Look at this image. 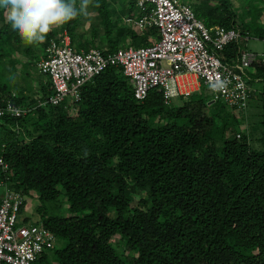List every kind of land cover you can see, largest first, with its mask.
Returning <instances> with one entry per match:
<instances>
[{
    "label": "trees",
    "instance_id": "obj_1",
    "mask_svg": "<svg viewBox=\"0 0 264 264\" xmlns=\"http://www.w3.org/2000/svg\"><path fill=\"white\" fill-rule=\"evenodd\" d=\"M260 1L250 0V6ZM92 7L107 47L96 30L89 41L76 37L88 13L64 24L61 34L51 30L45 50L65 32L76 52L113 53L149 46L158 37L156 28L143 37L123 23L122 17L142 15L137 0H94ZM196 11L208 27L238 28L264 42L259 9L255 24L242 27L233 0L196 5ZM0 22L2 61L17 39L1 9ZM248 42L231 44L218 56L232 65ZM247 74L249 86L264 82L261 58ZM203 88L170 105L158 89L140 101L122 69L110 67L82 87L75 104L37 107L53 94L49 81L36 98L15 92L18 105L35 109L21 119H1L0 157L10 169L0 178L25 196L36 192L43 224L65 242L36 264H53L51 257L56 264H264V150L250 146L240 112L227 113V105L207 100ZM11 90L0 82V99L11 98ZM256 96L264 101V88L251 89L249 99ZM62 196L70 215L45 218L46 203Z\"/></svg>",
    "mask_w": 264,
    "mask_h": 264
},
{
    "label": "built area",
    "instance_id": "obj_2",
    "mask_svg": "<svg viewBox=\"0 0 264 264\" xmlns=\"http://www.w3.org/2000/svg\"><path fill=\"white\" fill-rule=\"evenodd\" d=\"M137 6L142 15L123 20L141 33L156 28L158 37L149 46H130L113 53L96 48L76 52L66 32L59 40H50L38 69L51 82L53 94L38 100L37 107L75 104L81 99L82 87L108 68L117 67L122 69L140 101L151 90L158 89L164 102L170 105L178 98L191 97L205 85L210 89L212 102H222L239 112L247 110L250 100L247 71L257 58L264 63V51L242 52L232 65L224 64L218 52L231 44L248 42L252 36L243 35L238 28L206 26L184 0H137ZM218 82L225 87L214 90L213 85ZM16 97L13 92L11 98L0 99V119H21L35 109L18 105ZM16 131L22 132L19 126ZM9 169L10 165L0 157L2 175ZM25 203L26 196L11 190L0 178V264H36L58 240L43 222L28 224L21 219Z\"/></svg>",
    "mask_w": 264,
    "mask_h": 264
},
{
    "label": "rangeland",
    "instance_id": "obj_3",
    "mask_svg": "<svg viewBox=\"0 0 264 264\" xmlns=\"http://www.w3.org/2000/svg\"><path fill=\"white\" fill-rule=\"evenodd\" d=\"M260 2V4H257L255 6L256 8H253L250 6V0H233L234 6L238 9L239 12L237 27H242V24L244 25L250 22L251 23L248 25L255 24L253 20L258 18V14L260 15L261 11L262 18L260 19V22L262 24V28H264V0H261ZM93 3L94 0H92V3L88 8V16L83 20L81 27L76 31L75 35L77 38L82 36L83 41H89L91 39L93 30H96L100 33L101 40L104 44L103 46L107 47V40L105 37L104 29L102 26H100L97 13L92 9ZM184 3L189 4L193 8V10L197 12L196 5L198 7H201V5L203 4V6L205 7V4L208 3L210 4V6H217L218 0H184ZM257 9H259L260 11H255ZM215 16H218V14H216ZM123 18L124 17H122V21L124 24H126L127 26H133L132 24L124 22ZM1 25L2 24H0V26ZM62 27L63 25L55 27L52 29V31L59 32L61 34ZM131 28L133 29V27ZM142 36L147 37L148 32L142 33ZM16 39L17 42L14 43L15 46H13V50L10 51L8 54H4L3 60L0 61V82L7 84L9 89H12V92H17L18 90L23 89L29 95H31L32 98H36L40 95L41 83L44 82L45 78L46 80H48V78L42 75L38 69V64L41 60H43V56H45L44 44L46 43V40L43 44L26 45L15 31L14 40ZM151 39L152 42L155 40V38ZM129 42L130 40L126 39L124 43L129 44ZM245 47L246 50L249 52H252L254 54H261L264 50V42L259 38H252L251 40H249L247 46ZM27 50H30L32 52L31 56L35 57L33 58L26 56ZM202 86H204L203 96L207 100L211 101L212 96L209 87L205 85ZM252 88L254 90L259 88L263 89L264 82H260L256 85H253ZM261 99L262 98H259L258 96H256L255 98L253 97L249 100L247 110L240 112V121L242 123L240 129L244 133H247L249 135L250 146L252 147V149L257 151L264 150V101ZM226 108L228 113L232 107L227 105ZM30 122V120L27 121L25 123V126H28ZM3 123L4 121L0 119V125H2ZM7 129L16 131V127H12L10 125L7 126ZM3 132L4 131L2 127H0V142L2 139ZM56 204L58 205L56 206ZM25 205L26 206L23 209L24 212L22 214L23 217L21 216V219L26 217L28 224L39 223L43 220L44 214L37 212V209L42 205V203L39 200V196L36 192H31L28 196H26ZM44 213L45 218L50 216H69V204L67 202V199L62 196L60 197L57 203H46ZM64 245L65 242L59 239L57 240L55 247L57 249H60ZM50 259L53 264H56V262L53 261V257H51Z\"/></svg>",
    "mask_w": 264,
    "mask_h": 264
},
{
    "label": "clouds",
    "instance_id": "obj_4",
    "mask_svg": "<svg viewBox=\"0 0 264 264\" xmlns=\"http://www.w3.org/2000/svg\"><path fill=\"white\" fill-rule=\"evenodd\" d=\"M92 0H0V9L26 45L43 44L49 32L76 19L87 15ZM218 82L214 90L223 89ZM42 222V221H41Z\"/></svg>",
    "mask_w": 264,
    "mask_h": 264
},
{
    "label": "crops",
    "instance_id": "obj_5",
    "mask_svg": "<svg viewBox=\"0 0 264 264\" xmlns=\"http://www.w3.org/2000/svg\"><path fill=\"white\" fill-rule=\"evenodd\" d=\"M123 19H126V18H123ZM146 32H147V31H146ZM144 33H145V32H144ZM251 71H252V70H251ZM48 81H49V80H46V78H45L44 82L48 83ZM251 81H252V80H251ZM253 81H254V80H253ZM256 84H258L257 79H256V81H255L254 83H252V85H250V89H253V88H252L253 85H256ZM201 87H202V86H201ZM254 87H256V86H254ZM253 90H254V89H253ZM200 91H201V88H200ZM200 91H199V92H200ZM195 94H196V93H195ZM23 212H24V211H22L21 216H22ZM22 217H23V216H22ZM22 219H24L25 222H28V221L26 220V219H27L26 217H24V218H22Z\"/></svg>",
    "mask_w": 264,
    "mask_h": 264
}]
</instances>
